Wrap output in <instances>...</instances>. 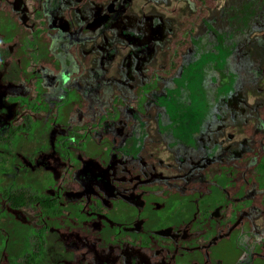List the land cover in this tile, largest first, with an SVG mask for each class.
Here are the masks:
<instances>
[{"label":"rangeland","instance_id":"rangeland-1","mask_svg":"<svg viewBox=\"0 0 264 264\" xmlns=\"http://www.w3.org/2000/svg\"><path fill=\"white\" fill-rule=\"evenodd\" d=\"M217 1L194 31L177 73L149 84L146 70L163 62L168 42L190 10L188 0H111L103 5L81 0H0V264H26L37 248L41 250L38 264L203 263L198 249L208 242L199 232L192 235L199 247L184 245L192 253L182 255L181 248L171 254L163 246L125 243L126 237L122 246L106 245L84 230L103 226L104 215L93 208L99 201L109 205L123 200L140 206L142 193L158 194L183 182L213 158L224 147L221 144L237 154L246 140L238 97L256 92L258 81L246 84L243 79L264 61V0ZM97 19L101 22L93 27ZM47 43L60 62L57 73L40 64L48 54ZM73 60L85 69L70 90L60 94L61 100H54L59 98L51 97L57 74L73 78L72 68L64 65ZM25 69L34 75L30 81ZM41 88L55 106L80 95L101 102L107 114L103 131L67 130L65 140L57 139L59 133H66L52 128V120L61 115L65 121L63 107L57 115L49 111ZM116 93L125 103L114 112L107 107ZM104 137L111 143L107 166L86 154L92 139ZM78 159L82 163L76 165ZM74 166L80 167L81 177ZM75 180L82 182L77 192ZM260 181L264 184V175ZM19 190L32 196L57 194L66 205L77 202L87 215L84 225H76L71 216L51 224L39 218L33 204L21 208L25 217L14 214L4 207V192ZM236 209L239 218L227 229L245 218L251 221L243 228L253 235L248 238L245 233L241 239L245 246L241 259L250 261L263 216L244 204ZM139 227L135 222L126 229ZM161 233L160 241L167 244L168 238L188 234L172 227Z\"/></svg>","mask_w":264,"mask_h":264},{"label":"trees","instance_id":"trees-1","mask_svg":"<svg viewBox=\"0 0 264 264\" xmlns=\"http://www.w3.org/2000/svg\"><path fill=\"white\" fill-rule=\"evenodd\" d=\"M83 3L94 2L100 5L106 4L111 0H81ZM190 10L178 26L176 32L170 39L165 49L164 60L160 64L150 65L146 70V76L149 84L156 83L159 79H169L173 77L181 67L184 54L192 46V35L200 23L206 18L210 10L217 7V0H188ZM11 34V33H8ZM12 35L9 37L11 38ZM48 45V54L41 60L42 66L50 68L57 73L60 68V62L56 59L52 48ZM75 46V47H74ZM75 50L76 43L73 44ZM22 51L21 46L18 47ZM75 52V51H74ZM70 56H66L67 58ZM74 59H77L76 55ZM74 77L65 74H57L55 79V89L51 94L54 100H61L60 94L68 92L74 78L82 75L85 69L84 64L73 60V64L67 61V64ZM33 79V78H31ZM77 79V78H76ZM249 80H257L255 94L248 96H239L238 103L240 108V120L244 126L246 140L239 144L237 154H233L227 145L221 144L222 149L215 153L213 158L208 159L201 167H196L197 171L187 175L183 182H176L175 187L170 184L161 193L151 191L141 194L142 204L136 206L123 200L112 201L109 205L101 204L99 201L96 209L104 218L101 222L103 226L97 230L91 228L85 229L84 233L89 236L98 237L102 243L121 245V241L126 237L125 243L134 245L140 241L142 246L159 248L163 246L168 251L175 253L177 249L182 255H190L192 250H187L184 245L190 247H199L194 242L193 233L199 232L208 242L206 247L198 249L202 255V264H264V226L259 233L257 242L252 247L253 255L250 261H244L241 258L245 254V246L241 244V239L246 233L248 238L253 235L249 230L243 228V223H251L245 218L241 224H237L232 230L227 228L235 224L239 218L236 208L239 204L247 205L261 212L262 221L264 222V184L261 183L260 177L264 175V61L259 68L249 70L244 74V83ZM30 81V79H29ZM32 88V86L30 85ZM28 87L27 91L31 90ZM253 90L251 87H249ZM142 88L138 90L141 97ZM45 89H40V95L43 101H47L50 106L49 111L55 112L56 115L62 110L65 115V121L61 115L54 116L52 128L58 127L61 133L57 139L65 140L68 131L73 132L83 128L86 132H92L94 129L103 131V120L106 118V110L101 106V102H92L84 96H78L75 100L66 101L63 104L59 102L56 106L52 98L44 96ZM56 95V96H55ZM124 100L114 94L108 109L116 111L118 105L124 104ZM61 104V105H60ZM64 121V122H63ZM62 122V123H61ZM64 123L67 125L64 127ZM70 142L66 141V145ZM111 144L109 138L92 139L88 144L86 154L95 158L103 166L109 163L110 154L108 145ZM65 145V147H66ZM85 152V151H84ZM82 152V157L84 156ZM77 154H79L77 152ZM76 154V155H77ZM85 154V155H86ZM81 157V159H83ZM86 157V156H85ZM78 159L74 163H82ZM77 173H81L80 167L73 168ZM80 169V170H79ZM77 177H81L80 175ZM82 182L75 180L73 184L74 191L81 190ZM4 201L7 203L4 207L14 214L21 213V208L33 204L38 212L40 219H46L51 224H59V218L69 216L75 220L76 225H84L83 222L87 215L81 211V205L77 202L74 204H63L55 195H29L25 190L5 191ZM178 202H181L177 206ZM111 221V222H109ZM140 224L139 229L128 230L133 224ZM126 227H128L126 229ZM172 227L173 230H183L186 237L162 243L160 236L162 229ZM78 235V233L76 232ZM79 234L82 235L81 231ZM214 240L210 247L209 241ZM139 243V244H140ZM162 244V245H161ZM213 248V250H212ZM186 249V250H184ZM36 254H30L29 258L33 259ZM29 264H35L28 261Z\"/></svg>","mask_w":264,"mask_h":264},{"label":"flooded vegetation","instance_id":"flooded-vegetation-1","mask_svg":"<svg viewBox=\"0 0 264 264\" xmlns=\"http://www.w3.org/2000/svg\"><path fill=\"white\" fill-rule=\"evenodd\" d=\"M23 61V60H22ZM22 61H21V63H22ZM20 63V62H19ZM23 64V63H22ZM22 68H23V66H22ZM27 72H28V70L27 69H25V72L24 73H26L27 74ZM28 75V74H27ZM34 75L33 74H29L28 75V78L29 79H31L32 77H33ZM27 78V77H26ZM25 78V79H26ZM8 210V209H7ZM102 243V242H101ZM41 252V250L39 249V248H37V251H33L31 254H36L34 257H33V259H31V258H28L27 260H26V264H29V262L28 261H33V263H35V264H38V260H37V257H38V255H39V253Z\"/></svg>","mask_w":264,"mask_h":264},{"label":"water","instance_id":"water-1","mask_svg":"<svg viewBox=\"0 0 264 264\" xmlns=\"http://www.w3.org/2000/svg\"><path fill=\"white\" fill-rule=\"evenodd\" d=\"M101 22V19H97L95 22L92 23V26L95 27Z\"/></svg>","mask_w":264,"mask_h":264}]
</instances>
